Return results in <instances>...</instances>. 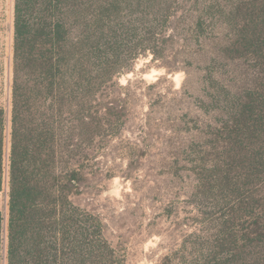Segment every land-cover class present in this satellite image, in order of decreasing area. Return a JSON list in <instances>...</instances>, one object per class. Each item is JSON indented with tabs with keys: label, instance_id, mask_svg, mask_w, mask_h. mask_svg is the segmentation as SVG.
Listing matches in <instances>:
<instances>
[{
	"label": "rangeland",
	"instance_id": "1",
	"mask_svg": "<svg viewBox=\"0 0 264 264\" xmlns=\"http://www.w3.org/2000/svg\"><path fill=\"white\" fill-rule=\"evenodd\" d=\"M14 1L0 0L6 161ZM195 4L211 8L203 18V35L214 42L213 66L206 63L208 48L193 54L198 48L192 42L186 46L183 39L169 46L165 61L153 59L151 53L130 56V68L116 77L120 85L130 83L127 92L119 90L127 94L126 124L108 143L85 149L81 166L87 181L71 200L103 224L113 264H217L220 258L243 264L249 239L256 238L259 245L264 238V0H172L175 19L181 14L191 19ZM187 23L181 22L179 29L182 38L191 39ZM241 28L245 46L238 41L221 53L226 43L238 40ZM178 53L191 62L176 57ZM213 93L214 106L207 102ZM237 102L251 109L245 117L227 112ZM142 136L148 137L145 155L129 164L127 154L137 153ZM7 203L6 175L0 191L2 264L7 262ZM228 213L230 229L218 236V223ZM254 220L261 236L251 234ZM218 237L225 243L223 252L214 247Z\"/></svg>",
	"mask_w": 264,
	"mask_h": 264
},
{
	"label": "trees",
	"instance_id": "2",
	"mask_svg": "<svg viewBox=\"0 0 264 264\" xmlns=\"http://www.w3.org/2000/svg\"><path fill=\"white\" fill-rule=\"evenodd\" d=\"M194 8L191 19L185 14L175 19L172 0L14 1L7 161L5 111L0 107V191L6 175L8 184L6 264H113L103 224L71 200L87 181L81 166L85 149L108 143L126 124L127 94L119 90L127 92L130 83L120 85L116 77L130 68V56L151 53L153 59L165 61L169 46L183 39L186 46L198 48L193 54L208 48L206 63L213 66L214 42L203 35V18L211 8ZM184 21L191 39L181 36L179 24ZM243 31L221 53L231 51L238 41L245 46ZM211 87L214 91V83ZM207 98L214 106V93ZM246 107L237 102L227 112L245 117V111H251ZM147 139L142 136L138 143L144 145L136 154H127L129 164L145 155ZM230 215L218 223V236L227 235ZM3 220L0 212V264ZM253 224L251 234L259 233L258 222ZM222 240L218 237L214 245L221 252ZM259 245L256 238L249 239L243 264H264V238ZM231 260L220 258L217 264H233Z\"/></svg>",
	"mask_w": 264,
	"mask_h": 264
}]
</instances>
